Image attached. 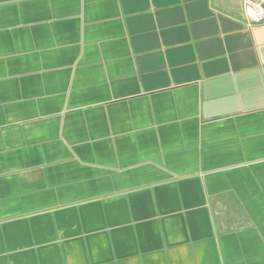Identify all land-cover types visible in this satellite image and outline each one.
Wrapping results in <instances>:
<instances>
[{"label": "crops", "instance_id": "0c3cea01", "mask_svg": "<svg viewBox=\"0 0 264 264\" xmlns=\"http://www.w3.org/2000/svg\"><path fill=\"white\" fill-rule=\"evenodd\" d=\"M244 2L0 0V264H264Z\"/></svg>", "mask_w": 264, "mask_h": 264}, {"label": "built area", "instance_id": "2783aa9c", "mask_svg": "<svg viewBox=\"0 0 264 264\" xmlns=\"http://www.w3.org/2000/svg\"><path fill=\"white\" fill-rule=\"evenodd\" d=\"M244 15L246 21L250 24L264 23V0H261L260 2L245 0Z\"/></svg>", "mask_w": 264, "mask_h": 264}]
</instances>
